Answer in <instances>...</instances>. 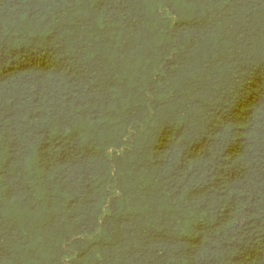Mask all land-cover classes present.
<instances>
[{
	"label": "trees",
	"instance_id": "16d2710c",
	"mask_svg": "<svg viewBox=\"0 0 264 264\" xmlns=\"http://www.w3.org/2000/svg\"><path fill=\"white\" fill-rule=\"evenodd\" d=\"M0 264H264V0H0Z\"/></svg>",
	"mask_w": 264,
	"mask_h": 264
}]
</instances>
